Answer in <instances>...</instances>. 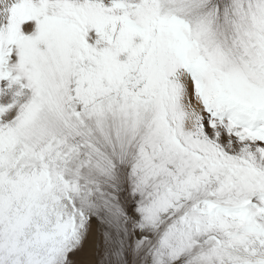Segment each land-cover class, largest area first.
Segmentation results:
<instances>
[{
    "label": "snow or ice",
    "instance_id": "1",
    "mask_svg": "<svg viewBox=\"0 0 264 264\" xmlns=\"http://www.w3.org/2000/svg\"><path fill=\"white\" fill-rule=\"evenodd\" d=\"M0 264H264V0H0Z\"/></svg>",
    "mask_w": 264,
    "mask_h": 264
}]
</instances>
